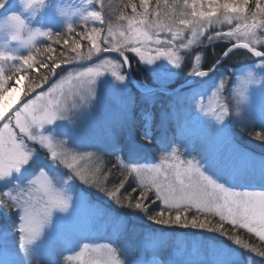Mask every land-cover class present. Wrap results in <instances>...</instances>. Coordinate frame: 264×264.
<instances>
[{"label":"snow or ice","instance_id":"snow-or-ice-1","mask_svg":"<svg viewBox=\"0 0 264 264\" xmlns=\"http://www.w3.org/2000/svg\"><path fill=\"white\" fill-rule=\"evenodd\" d=\"M42 2L25 0L26 6ZM93 4H99L107 11V19L102 11L88 7L83 22H99L106 27H92L80 33L89 42L86 50H81L80 40H73L68 45L71 55L69 52H62L56 58L48 55L47 59L52 60L51 67L41 60V67L47 72L29 83L28 89L35 91L41 87V80L47 82L60 68L59 60L78 65L80 61H92L95 57L98 62L68 70L47 92L42 91L34 99L27 100L12 116H7L11 107L9 97L21 89H9L7 81L13 79L14 74L0 72V121H3L0 125V182H12L11 188L0 192V207L17 213L19 234V254L14 252L6 264H38L41 257L51 256L53 241L63 247H79L74 255L65 257L69 264H127L121 257V248L111 242L81 243L82 235L79 238L57 235L59 223L81 209H89L94 215L106 214L105 209L93 204L85 191L76 186L74 181L77 179L98 188L120 208L143 213L156 224L219 233L247 250L250 254L248 264L252 257L257 258L256 264H264V157H257L235 141L226 121L229 117L243 121L250 108V97L242 111L222 103L225 78L213 84L214 91L207 105L204 88L208 81H193L181 86L188 87L183 98L191 101L196 109V114L185 113L182 128L196 130L195 138H190L189 143L194 145L195 140H199L204 145L200 159L182 158L180 146H170L166 138H161L164 150L160 162L141 163L143 148L133 146L127 157H116L118 162L114 167L120 172V179L111 188L105 186L110 172L102 178L99 167L78 166V160L90 159L92 153L77 155L66 147V141L41 131L45 125H52L57 120L72 123L69 109L61 99L66 96V87L68 92L75 89L82 105L95 99L97 78L101 76L110 75L126 91L128 74L123 69L129 65L127 52L135 53L147 65H153L163 57L173 68L180 69L184 62L182 50L202 45L206 37L208 43L235 42L216 54L207 70H202V55L196 54L189 76L210 80L237 48L247 50L256 58L254 65L264 70V50H261L264 48V0H183L182 5L179 0H172V3L155 0L154 5L152 0H138V3L121 0V5L116 7L111 0L107 5L104 0H91L89 6ZM129 8L130 14L125 11ZM219 25L234 26L228 31L207 34ZM68 30L73 31L72 25ZM102 32L106 34L102 35ZM39 36L51 40L54 34L44 31ZM55 40L60 43L61 37L57 35ZM35 50L47 54L54 51L51 47H35ZM103 53H118L122 61L105 57ZM11 59H20L28 68H32L35 61L31 54ZM17 71L18 68L14 69ZM151 72L153 84L140 87L145 98L152 99L157 92L173 95L181 91L180 88L172 93L167 91V85L177 77L176 72L166 70L162 65H156ZM24 80L27 76H21L17 85ZM72 107L77 105L73 103ZM145 120L144 139L150 142V114ZM260 121L264 128V109L260 112ZM244 130L241 127V132ZM250 135L264 141V130ZM26 141L45 149L51 162L42 163L36 149ZM113 147L117 152L120 150L117 145ZM54 165H63L69 171L57 179L50 171ZM157 202H160L158 211L152 208ZM118 222L123 224L122 220L118 219ZM239 230L254 236L259 243L242 239L237 234ZM208 254L210 258L205 260L200 249L194 248L184 264H242L240 255L224 244L210 245ZM101 256L103 261L99 259Z\"/></svg>","mask_w":264,"mask_h":264},{"label":"rangeland","instance_id":"rangeland-1","mask_svg":"<svg viewBox=\"0 0 264 264\" xmlns=\"http://www.w3.org/2000/svg\"><path fill=\"white\" fill-rule=\"evenodd\" d=\"M58 2L63 3V0H47L45 6L33 17L31 15V10L28 12L23 11V7L19 3V0H7V3L0 8V17H5L11 13H18L26 19L30 27H39L42 32H53L55 29L59 28L68 30V24L65 18L58 15L56 11V4ZM108 2L109 0H104L105 5H107ZM123 2H126V0H123ZM162 2L163 0H161V3ZM179 2L182 5L183 0H179ZM111 3L113 7H116L121 5V0H111ZM169 3H172V0H169ZM152 4H155V0H152ZM74 6L78 7L79 4ZM89 7H92V10L102 11V15H105L107 19V11L102 10L99 4H93ZM250 7H252V5H250ZM125 11L128 14L131 13V9H126ZM78 19V17L73 18L72 26L78 23ZM82 23L86 24L84 22ZM88 23L92 24L94 27H106V25H101L99 22L89 21ZM232 26L234 25H219L210 29L207 34H210V31H212L213 34L217 30L228 31ZM104 34L106 33L102 32V35ZM46 38L47 37L44 36L38 37L34 42L35 47L43 43ZM207 43L205 37L203 44ZM88 46L89 42L87 41L85 47H81V50H86ZM201 46L202 45L193 46L187 51L182 50L181 54L184 56V62L180 69L173 68L163 57L157 59L155 64L147 65L141 62L135 53L127 52L126 54L132 56L136 63H140L146 68L151 75L152 81L153 73L151 69L156 67V65H162L166 70L171 69L176 72L177 77L172 83L167 85L169 87L179 83L178 81L181 78L189 75L196 54L202 55L201 67L203 68L205 55L201 51L203 50ZM35 47L32 49L20 48L18 42L13 41L10 45V50L15 49L16 56L22 58L25 54L35 50ZM153 47L155 46L153 45ZM105 57L118 59L110 55ZM18 60L20 59H15L10 62L8 70L5 71L6 74H9L12 69L11 67L14 65L15 61ZM250 62L251 64L247 65V67L254 65L256 59L252 58ZM92 65L93 64L90 66ZM88 66L89 65L83 67ZM71 69L72 67L60 70L49 87L57 83L61 77L66 75L67 71ZM243 69H232L230 66L222 67L217 70L210 80L209 78L201 79L200 81H208L204 88L205 105L208 104V98L211 96L212 91H214L213 84H218L219 80L223 77L226 79L227 83L221 94V102L226 103L231 108L233 105L232 84L236 74ZM35 70L37 69L35 68ZM123 71L126 73L125 68ZM16 81L12 82L13 84L9 89L14 88L13 86H19L21 92H24L27 83L26 80L23 82L21 81L19 85H17ZM126 83L127 90L125 91L110 75L98 77L96 97L88 105L81 104L79 96L75 94V89H73L72 92H68L66 87V96L61 97V99L69 109L68 115L72 123L69 124L66 120H57L52 125H45L44 129L41 131L45 135H52L56 139L66 141V147L77 155L92 153L93 155L90 159L78 160V166L91 169L99 167L101 169L102 178L109 173L106 171V160H117V156L127 157L129 149L133 146H141L143 148L142 158H140L139 162L159 163L164 150V145L160 142L161 138H166L167 144L170 146H180L183 154L182 158L187 159L196 157L200 159L203 155L204 145L199 140H195L194 145L189 143L190 138H195L196 130L191 127L182 128L185 113L196 114L194 104L187 98H183L182 95L184 92H188L189 89L187 88L186 91L176 96L169 95L164 99L162 98V94H156L152 99L147 98L146 101L150 105L146 109V114L143 117V129L141 132H138L139 130L136 125L137 121L135 119V112L137 110L136 100L138 96L131 87L129 79ZM48 88L43 92H47ZM17 99L18 97L15 98V100ZM15 100L12 99L10 101L11 105ZM155 101L161 102V105L157 109L152 105ZM73 103H75L77 107L73 108ZM249 104V111L243 121L229 117L226 122L229 124L234 134L236 143L254 153L257 157H264V141H259L255 139L253 135H250V133L264 130L260 121V112L264 109V86L251 90ZM21 107L22 106L18 109ZM153 108H155V116L156 119H158V129L156 128V130H154L155 128L151 125L153 120L151 112ZM147 114L151 116L150 128L148 129L152 137L150 142L144 139V132L146 131L145 125L147 123L145 116ZM241 127L245 129L243 132H241ZM138 133L140 136H138ZM26 143H28L30 147L36 149L42 163L51 162V158L47 151L40 145L34 144L31 141H26ZM113 145H117L120 150L118 152L115 151ZM107 155H110L109 158H107ZM50 171L53 176L60 179L65 176L69 170L63 165H59V167L54 165ZM110 179L111 175L105 180V186L108 188L113 186V184H110ZM14 183L16 182L13 181V184ZM74 183L80 190L85 191L93 204L105 209L106 214L99 216L94 215L89 209H81L75 215L67 216L65 220L59 223L57 229V235L59 236H76L79 238L82 235L84 239L80 241L81 243L90 242L104 244L111 242L114 246L121 248V257L123 260L127 261V264H170V262L171 264H184V261L190 257L194 248H199L203 259L207 260L210 258L208 247L218 244H224L234 249L240 255L242 264H248L250 254L247 250L235 245L232 241L221 236L219 233L209 232L204 229H192L190 227L154 226L155 224L144 222L141 219V213L117 206L98 188L85 185L78 179L74 181ZM11 187L12 182L6 184L0 182V192L7 191ZM73 195H75V193H73ZM0 212L3 214L0 219V233L3 234L0 236V264H6L14 252L19 254V234L16 228L18 216L15 211V213H13V211H9L3 207H0ZM118 219L122 220L123 224L119 223ZM246 234L248 233L246 232ZM256 240L258 239L256 238ZM78 250V246L63 247L53 241L51 256L41 257L38 264H69L65 257L74 255ZM99 259L103 261L104 257L101 256ZM256 260V257H252L251 264H256ZM72 264H74V262H72Z\"/></svg>","mask_w":264,"mask_h":264},{"label":"trees","instance_id":"trees-1","mask_svg":"<svg viewBox=\"0 0 264 264\" xmlns=\"http://www.w3.org/2000/svg\"><path fill=\"white\" fill-rule=\"evenodd\" d=\"M136 2L138 3V0H136ZM130 10V8L128 9ZM73 27V31H69L67 29H55L52 33L54 34L53 39H48L46 38V40L39 44L37 47L41 48V49H46L48 47H51L52 49H54V51L50 54L47 53H38L36 52V50H32L31 52L25 54L24 56H27L29 54L33 55L35 57V61L33 63V67L32 68H28L27 65L23 64V61L18 60L15 61L14 65L11 67V71L9 72V74L7 75H13L14 74V78L10 79L7 81V87L9 88L14 82L16 81L18 78H20L21 76H27V80H26V86H25V90L24 92H22L23 94H28L29 89H28V85L29 83H31L33 80L39 78L40 76H42L43 74H46L47 70L43 67H41L40 65V61L44 60L49 67L52 66V60L47 59L48 55H51L53 58L59 57L60 53L62 52H69V54L71 55L72 53H70L69 49H68V45L72 44L73 40H80L81 46L85 47V43L87 42L86 39H83L80 35V33L85 32V31H89L92 27H94L92 24H83V23H77L75 25L72 26ZM210 34H213L212 32H210ZM60 36L61 37V41L60 43H57L55 40L56 36ZM235 41H214L212 43H207V44H202L201 48L203 49L202 52L205 55L204 58V69H208L209 66L213 63V61L216 58V54L220 53L221 51L224 50L225 47H229L232 43H234ZM82 49V48H81ZM261 50H264V48H262ZM23 56V57H24ZM251 57V58H250ZM130 61H131V65L133 66L134 69V74L136 77V79L138 80V82L141 85H152L153 81L151 78V75L149 74V72L146 70L145 67H143L140 63H136L132 56L129 55ZM252 56L245 50L243 49H237L236 51H234L232 53V55L226 60V62H224L223 67H231L232 69H243L244 67H247V65L251 64V60H252ZM255 59V58H254ZM60 64H62V60L58 61ZM19 69V71L14 72V69ZM35 68L37 70H35ZM35 70V71H34ZM200 80H196L195 82H199ZM23 82V81H22ZM45 82L43 80L40 81V84H44ZM135 91V90H134ZM136 92V91H135ZM137 94V110L135 112V119L137 121L136 125L138 127V132H141L143 129V122H144V115L146 114V109L149 107V103L146 101V98L143 97L142 95ZM152 105H154V107H156V109L161 105V102H154L152 103ZM152 107V106H151ZM155 108H153V111L151 112V114L153 115V120L151 125L153 126V128H155L154 130H156L157 125H158V119H156L155 116ZM158 129V128H157ZM138 136H140V134L138 133ZM110 155H107V158H109ZM106 171L111 173V179H110V184H115L119 181L120 179V172L114 167V165L118 162L117 160H106ZM141 161H146V160H141ZM160 202H157L156 205H153L152 208L156 211L159 210V205ZM132 211V210H131ZM13 213L14 210H13ZM142 214L141 219L146 222V223H151V224H155L154 226H158V227H167L168 225H159L154 223V221L149 220L147 215ZM151 214V213H150ZM3 214L0 212V219L2 218ZM1 223V221H0ZM172 226H177V225H172ZM172 226H168V227H172ZM227 227V225H226ZM238 235L241 236L242 239L248 241L249 243H259L258 240H256V238H254L252 235H248L246 234V232H244L243 230H239L237 232Z\"/></svg>","mask_w":264,"mask_h":264},{"label":"clouds","instance_id":"clouds-1","mask_svg":"<svg viewBox=\"0 0 264 264\" xmlns=\"http://www.w3.org/2000/svg\"><path fill=\"white\" fill-rule=\"evenodd\" d=\"M91 0H63V3L56 4L58 15L64 17L66 23L72 25L74 17H78V23H82L87 14ZM7 3V0H0V8ZM23 11L31 10L34 17L37 12L45 6L47 0L40 4L26 6L25 0H19ZM79 4V6H74ZM16 18V19H13ZM19 21V23L17 22ZM42 32L39 27L32 28L26 19L18 13H11L5 17H0V72L8 70L11 58H17L16 50H10L13 41L18 42L20 48L32 49L35 47V41ZM251 76V80H250ZM264 86V70L258 69L255 65L244 68L236 74L232 84L233 105L243 110V107L250 97L253 88Z\"/></svg>","mask_w":264,"mask_h":264},{"label":"water","instance_id":"water-1","mask_svg":"<svg viewBox=\"0 0 264 264\" xmlns=\"http://www.w3.org/2000/svg\"><path fill=\"white\" fill-rule=\"evenodd\" d=\"M242 49V48H241ZM245 50V49H244ZM247 51V50H246ZM103 56H106V55H113V56H116L118 57L121 61H122V58L119 57L118 53H103L102 54ZM97 58H94L92 61H84V62H78V65L80 66H87V65H91L95 62H97ZM225 62V61H224ZM78 65L74 64V65H68V64H60V68H58L56 70V73L54 75H51V77L49 78V80L47 81L46 84L42 85L41 87L35 89V91L31 92L30 94H28L27 96H25L24 98H22L21 100H15L14 103L11 105L10 109H9V112L7 113V116H10L11 114H13L20 106H22L27 100L31 99L32 97H34L36 94H38V92L40 91H43L44 89L48 88L50 86V84L53 82L52 80H54L55 76L57 75V73L59 72L60 69H63V68H68L69 67H77ZM125 70L128 74V77H129V80H130V83L132 85V87H134L137 91H139L141 93V90H140V85L136 82V79L134 77V73H133V69H132V66L130 64V61H129V65L128 66H125ZM196 78L198 77H190L188 80H186V82H184L182 85H185L189 82H193ZM180 85L178 88L180 89H183L181 88ZM15 88V87H14ZM178 88H175V89H178ZM175 89H169L167 88V91L169 93H172ZM19 93V92H18ZM158 93V92H157ZM176 94V93H175ZM19 96H21V94L19 93ZM3 121H0V125H2Z\"/></svg>","mask_w":264,"mask_h":264},{"label":"bare ground","instance_id":"bare-ground-1","mask_svg":"<svg viewBox=\"0 0 264 264\" xmlns=\"http://www.w3.org/2000/svg\"><path fill=\"white\" fill-rule=\"evenodd\" d=\"M18 92L17 93H12L11 96L9 97V101H11L12 99L15 100V98L18 96Z\"/></svg>","mask_w":264,"mask_h":264}]
</instances>
